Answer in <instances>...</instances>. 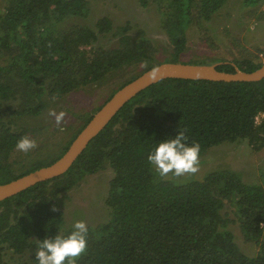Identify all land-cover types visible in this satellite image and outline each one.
<instances>
[{
    "label": "trees",
    "instance_id": "1",
    "mask_svg": "<svg viewBox=\"0 0 264 264\" xmlns=\"http://www.w3.org/2000/svg\"><path fill=\"white\" fill-rule=\"evenodd\" d=\"M137 1L144 9L155 4L162 12L170 61L158 60L159 50L146 32L133 35L129 25L116 28L108 17L94 27H62L67 20L88 18L87 0H0V185L61 158L104 105L89 116H78L83 125L53 160L48 154L29 166L14 160L17 141L27 135L12 126L16 117H37L47 99L100 85L115 74L125 76L132 68L142 70L130 73L117 91L162 63H178L187 50L193 18L211 22L230 0ZM262 1L244 0V6L256 8ZM113 32L116 46L98 44L101 36ZM219 63L218 70L229 73L235 67L253 72L263 64L251 58ZM180 131L188 136L187 143H200V158L212 148L240 142L263 151L264 80L167 79L139 94L65 175L0 202V264H9L8 251L29 254L38 264L41 240L73 231L64 213L52 209L54 201L106 169L112 172L105 202L110 217L88 227V250L77 264H264V168L252 183L229 168L211 171L201 180L161 178L147 157ZM228 203L236 220L224 213ZM234 222L256 245L255 255L241 250L230 229Z\"/></svg>",
    "mask_w": 264,
    "mask_h": 264
},
{
    "label": "rangeland",
    "instance_id": "2",
    "mask_svg": "<svg viewBox=\"0 0 264 264\" xmlns=\"http://www.w3.org/2000/svg\"><path fill=\"white\" fill-rule=\"evenodd\" d=\"M87 1L90 8L88 18L67 20L62 27L66 30L75 25L94 27L99 19L108 17L116 28L129 25L133 35L138 31L146 32L147 38L159 50L158 60H171L170 40L162 28L163 14L157 5L152 4L144 9L137 0ZM187 37V50L178 63L216 64L220 61L234 62L244 58L264 63V1L256 8L248 9L244 6V0H230L225 9L211 22L194 17ZM117 41L118 37H115L113 32L101 36L98 44L110 48L116 46ZM141 70L142 67L132 68L125 76L115 74L100 85L75 91L63 98L47 99L45 111L37 117H16L12 126L15 129H23L37 141L38 147L28 153L17 150L13 155L15 162L29 166L39 159L43 160L48 154H53L48 158L53 160L54 153L83 125V118L78 116L93 114L121 84L131 78L130 73L137 74ZM52 109H55L57 114L61 111L66 113L60 126L56 124L55 117L49 115ZM61 128L64 130L61 131ZM226 168L241 173L248 183L258 182L260 172L264 168V150L254 152L246 142L215 147L200 158V171L196 175L175 179L201 180L211 171ZM169 177L173 178L171 175ZM111 178L112 172L108 169L85 177L73 190L60 195L54 201L52 209L64 213L67 227L72 230L73 223L79 219L85 220L88 227L106 223L110 217L105 202ZM224 213L228 214L231 220H236L235 209L229 203ZM230 229L235 234L241 250L250 256L255 255L256 245L247 241L238 223H232ZM5 256L9 264H35L29 254L19 256L8 251Z\"/></svg>",
    "mask_w": 264,
    "mask_h": 264
},
{
    "label": "water",
    "instance_id": "3",
    "mask_svg": "<svg viewBox=\"0 0 264 264\" xmlns=\"http://www.w3.org/2000/svg\"><path fill=\"white\" fill-rule=\"evenodd\" d=\"M216 64L162 63L153 78L152 69L119 89L104 106L93 115L89 123L71 143L66 153L49 166L40 168L7 184L0 185V202L15 197L28 189L65 175L79 157L119 114V112L135 97L151 86L167 79L211 82H260L264 80V63L253 72H244L235 67L234 73L219 71Z\"/></svg>",
    "mask_w": 264,
    "mask_h": 264
},
{
    "label": "clouds",
    "instance_id": "4",
    "mask_svg": "<svg viewBox=\"0 0 264 264\" xmlns=\"http://www.w3.org/2000/svg\"><path fill=\"white\" fill-rule=\"evenodd\" d=\"M153 78L157 75L154 67L150 74ZM49 115L55 117L58 126L64 121L66 113L57 114L55 109L49 111ZM61 131L64 129L61 128ZM188 136L180 131L174 138H169L158 144L148 155L147 159L155 172L166 178L194 176L200 171L201 145L198 142L187 143ZM18 151L28 153L38 147L35 139L28 135L21 137L16 145ZM73 231L67 236L62 234L55 238H45L40 241L36 251L38 264H77L79 258L88 250V225L85 220L79 219L73 223ZM264 228V223L260 225Z\"/></svg>",
    "mask_w": 264,
    "mask_h": 264
}]
</instances>
